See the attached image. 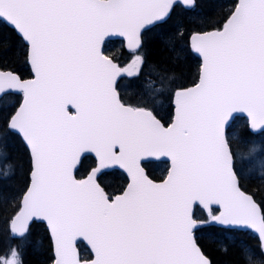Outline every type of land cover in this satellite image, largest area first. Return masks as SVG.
Segmentation results:
<instances>
[{
  "label": "snow or ice",
  "instance_id": "snow-or-ice-1",
  "mask_svg": "<svg viewBox=\"0 0 264 264\" xmlns=\"http://www.w3.org/2000/svg\"><path fill=\"white\" fill-rule=\"evenodd\" d=\"M175 3L0 0V23L26 45L33 72L25 80L0 71V97L22 94L18 107L0 111V132L19 135L31 156L13 235L24 239L32 222H46L54 238L52 264H211L196 235L211 225L255 230L264 256V201L242 190L237 167L253 161L257 149L241 138L251 146L234 151L228 134L234 113H246L250 129L264 132V0H238L221 28L189 35V47L202 58L193 86L173 87L174 73H156L157 79L149 73L139 85L145 99L126 102L118 78H140L142 32L165 23ZM183 3L195 6V0ZM111 35L125 37L133 50L126 67L101 50ZM183 36L178 30L169 43ZM166 91L174 108L167 126L150 106ZM84 153H94L97 166L77 179ZM150 157L170 161L162 182L149 179L142 166ZM112 166L130 178L116 196L98 182ZM249 167H258L264 180V151ZM78 237L92 256L80 255ZM0 264H21L16 250Z\"/></svg>",
  "mask_w": 264,
  "mask_h": 264
},
{
  "label": "trees",
  "instance_id": "trees-1",
  "mask_svg": "<svg viewBox=\"0 0 264 264\" xmlns=\"http://www.w3.org/2000/svg\"><path fill=\"white\" fill-rule=\"evenodd\" d=\"M237 0H195L191 10L175 6L170 17L163 24H159L143 36V46L140 54L146 64L139 79L124 76L118 83L121 97L129 103L141 102L139 85L151 73L157 79L156 73L165 72L175 74V86L189 87L198 80L200 62L188 48L189 35L195 31H209L221 28L234 9ZM184 30L183 39L169 43V38ZM26 45L15 32L7 25L0 23V71H11L22 79L31 77L26 60ZM104 53L109 55L121 67H126L133 59V52H126L120 41H112L105 45ZM159 103H150L154 107L158 118L167 124L172 117L170 92L166 91L156 97ZM20 94L4 96L0 99V111L13 110L18 107ZM228 134L233 131L235 139L229 138L234 151L247 153L251 145L240 143L252 141L257 153L253 161L245 163L243 167L238 162V170L242 173L241 188L247 193H256V199L264 201V180L260 179V169L250 168L249 164L259 159L264 151V132L251 134L243 118L234 120ZM10 165V168H6ZM156 169L145 164L148 176L154 181H161L166 169L163 163H155ZM94 166L91 157L83 159L77 177L84 176ZM31 164L29 153L18 135L0 132V261L13 259V250H16L21 264H51L53 259L52 247L48 232L41 223H33L24 239H14L10 235L9 227L13 216L19 209L20 199L29 183ZM5 171L8 175L5 176ZM98 182L110 195L123 190L126 179L122 173L112 171L102 175ZM196 215L204 218L207 214L196 211ZM199 246L210 260L211 264H249L246 256L251 255V264L264 260L259 255L258 240L247 232L228 230L217 225H211L196 233ZM82 257L89 254L84 251Z\"/></svg>",
  "mask_w": 264,
  "mask_h": 264
},
{
  "label": "water",
  "instance_id": "water-1",
  "mask_svg": "<svg viewBox=\"0 0 264 264\" xmlns=\"http://www.w3.org/2000/svg\"><path fill=\"white\" fill-rule=\"evenodd\" d=\"M237 3H238V0H237ZM237 3H236V4H237ZM176 5L181 6V7L184 8L185 10H191L192 8H194V7H190V6H188V5H185V4L183 3V0H176V3H175V5H174V7H175ZM225 22H226V21H225ZM225 22H224V23H225ZM158 25H159V24H158ZM154 26H156V25H153V26H151L150 28H148V29H146V30H143V32H142V36H143V34H144L145 32H147L148 30H150V29L153 28ZM222 26H223V25H222ZM209 31H210V30H209ZM113 40L121 41L122 44H123L124 49H125L127 52H133V50H131V49L128 48V45H127V39H126L125 37H121V36H118V35H111V36H108V37L105 38V41H104V43H103L102 46H101V50H102V52H103L104 45H105L107 42H109V41H113ZM188 47H189V40H188ZM189 50H190V52H191L196 58H198V60L200 61V67H201L202 58H201L197 53H195L190 47H189ZM103 54H104V53H103ZM104 55H105V54H104ZM109 58H110V57H109ZM27 64H28L29 69H30V72H31V77L28 78V79H25V80H29V79H32V78H33V72H32V70H31V67H30V65H29L28 62H27ZM5 72H7V71H5ZM199 73H200V69H199ZM122 77H123V76H122ZM122 77L118 78V82H119V80H120ZM198 79H199V75H198ZM197 82H198V81H197ZM197 82H196V83H197ZM192 86H193V85H192ZM189 87H191V86H189ZM10 94H20V93H10ZM21 95H22V94H21ZM3 96H4V95H3ZM3 96H2V97H3ZM2 97H0V99H1ZM21 100H22V99H21ZM172 107H173V105H172ZM69 112L72 113V114H74L75 110H74L73 108H71V106H69ZM173 116H174V108H173ZM238 117H240V118H244V119L246 120L248 130H249V132H250L251 134H259V133H261L260 131H252V130L250 129V118L247 116L246 113H234V114L232 115V117L230 118V120H229V123H228V129H229V127L231 126L233 120H234L235 118H238ZM18 136H19V135H18ZM19 137H20V136H19ZM20 138H21V137H20ZM21 140H22V138H21ZM22 142L24 143L23 140H22ZM24 145H25V147H26L27 150H28V147L26 146L25 143H24ZM28 152H29V150H28ZM29 156H30V153H29ZM87 156H90V157L94 160V162H95V166H94L92 169H94V168L97 166V159H96V157H95V154H94V153H84V154L81 155L80 161L78 162L77 167H76V169L74 170V175H75V177H76V172H77V170L79 169L82 160H83L85 157H87ZM30 162H31V156H30ZM149 162H165V163L168 164V169H169V167H170V161L168 160V158H165V157H161V158H156V157L146 158V159L142 162V166H143V164H145V163H149ZM92 169L86 174V176H84L83 178H80V179H87V177H88L89 174L91 173ZM111 171H119V172H121V173L125 176V178H126V180H127V184L129 183L130 178L128 177L127 172H126L124 169H121L119 166H112V167H110V168H108V169L103 170V171L99 174L98 178H99L101 175H103L104 173L111 172ZM145 172H146V170H145ZM167 172H168V171H167ZM146 174H147V173H146ZM166 177H167V175H166ZM166 177H165V179H166ZM77 179H78V178H77ZM149 179H150V178H149ZM162 181H163V180H162ZM162 181H161V182H162ZM29 183H30V175H29ZM157 183H159V182H157ZM127 184H126V186H127ZM28 185H29V184H28ZM126 186L124 187L123 190H125ZM26 191H27V189L25 190V192H26ZM122 192H123V191H122ZM122 192H121L120 194H122ZM120 194H118V195H120ZM23 195H24V194H23ZM23 195H22V198H21V201H20V208H19L18 212L16 213V215L13 217V219H12V221H11V224H10V234H11V236H12L13 238H16V237L13 235V228H14V227H18V222L15 220V217L19 214V212H20V211L22 210V208H23V202H22V201H23ZM215 207H217V206H214V208H215ZM198 208H200V207H198ZM201 209H202V208H201ZM202 210H203V209H202ZM203 211L206 213L205 210H203ZM33 223H42V224L45 225L46 230H47L48 235H49V238H50V242H51V246H52V253H53V256H54V238L51 236V233H50L49 227L47 226V223H46V222H41V221H34V222H32L31 224H33ZM217 226H220V225H217ZM220 227L227 228V229H230V230H236V231L248 232V233H250L252 236L256 237L257 240L259 241L258 234L255 232V230H252V229H241V228H235V227H224V226H220ZM16 239H18V238H16ZM80 243H81V244H82V245H83V246L89 251L90 255L92 256L93 253H92V251H91V247H90V245H88L87 241L84 240L82 237H78V238L76 239V241H75V245H76L77 250H78V244H80ZM259 243H260V241H259ZM78 252H79V250H78Z\"/></svg>",
  "mask_w": 264,
  "mask_h": 264
},
{
  "label": "rangeland",
  "instance_id": "rangeland-1",
  "mask_svg": "<svg viewBox=\"0 0 264 264\" xmlns=\"http://www.w3.org/2000/svg\"><path fill=\"white\" fill-rule=\"evenodd\" d=\"M106 55H107V54H106ZM107 56H109V55H107ZM109 57H110V56H109ZM232 126L234 127V126H235V123H233ZM229 138L235 139V133H234L233 131H231V132L229 133ZM151 166H152V169H156V168H157V166H153V165H151ZM162 166H163V169H164V168H167L166 163H164ZM198 213L201 214V211L198 210Z\"/></svg>",
  "mask_w": 264,
  "mask_h": 264
},
{
  "label": "flooded vegetation",
  "instance_id": "flooded-vegetation-1",
  "mask_svg": "<svg viewBox=\"0 0 264 264\" xmlns=\"http://www.w3.org/2000/svg\"><path fill=\"white\" fill-rule=\"evenodd\" d=\"M149 165H152V164H155V163H152V162H150V163H148ZM122 191V190H121Z\"/></svg>",
  "mask_w": 264,
  "mask_h": 264
}]
</instances>
